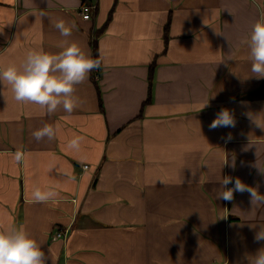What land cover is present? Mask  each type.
Segmentation results:
<instances>
[{
    "label": "crops",
    "instance_id": "1",
    "mask_svg": "<svg viewBox=\"0 0 264 264\" xmlns=\"http://www.w3.org/2000/svg\"><path fill=\"white\" fill-rule=\"evenodd\" d=\"M96 2L85 20L82 0H0V66L71 43L92 58V33L112 10L98 38L103 109L91 72L71 114L61 106L49 116L0 89V225H23L52 264H247L264 248L254 239L264 206L252 209L248 192L230 204L216 195L223 176L264 194V130L246 115H264V79L249 77L245 44L264 0ZM59 20L76 24L71 36ZM222 108L236 126L210 130ZM56 122L55 139L33 138ZM74 136L78 151L67 147ZM36 187L59 196L34 202Z\"/></svg>",
    "mask_w": 264,
    "mask_h": 264
},
{
    "label": "clouds",
    "instance_id": "2",
    "mask_svg": "<svg viewBox=\"0 0 264 264\" xmlns=\"http://www.w3.org/2000/svg\"><path fill=\"white\" fill-rule=\"evenodd\" d=\"M47 5L50 6V0H47ZM39 15L43 17L46 13L40 11ZM54 27L61 36L69 37L77 26L74 22L68 24L64 20H59ZM245 44L249 50L251 62L249 77L257 80L264 79V15L252 25L250 36ZM99 67L100 61L92 59L91 54L86 53L77 43H71L56 54L47 53L43 49L29 50L19 65L12 63L0 66V89H9L16 102L37 105L49 116L61 106L64 112L71 114L78 106L77 101L73 99L75 86L83 83L89 73ZM206 105L207 103L201 109ZM246 115L252 123L264 130V115L253 116L251 113ZM235 126L236 119L233 111L222 108L209 128L211 130ZM60 128L59 122L54 125L45 124L34 131L32 136L37 142L45 138L52 141ZM228 138H231V134ZM82 139V137L74 136L67 147L78 151ZM23 158L24 154L17 150L14 154L15 161L19 163ZM225 164H228L227 159ZM231 167L235 168L234 158ZM258 170L261 175H264V169L258 167ZM70 179L74 181L75 177L71 176ZM229 184L233 186L228 187ZM236 192L250 194L252 209L264 206V194L259 192V185L249 186L239 177L223 176L216 199L232 201ZM58 196L59 193L54 190H41L39 187L31 192L32 201L39 203L53 201ZM254 239L257 242L264 241V226H259ZM43 246L42 241L33 237L23 225H17L14 220L7 225H0V264H48L51 257L43 250ZM245 259L247 264H264V248L258 249L254 255L247 254Z\"/></svg>",
    "mask_w": 264,
    "mask_h": 264
},
{
    "label": "trees",
    "instance_id": "3",
    "mask_svg": "<svg viewBox=\"0 0 264 264\" xmlns=\"http://www.w3.org/2000/svg\"><path fill=\"white\" fill-rule=\"evenodd\" d=\"M108 19H107V21L100 27V28H96L95 30H94V32L92 33V38H91V40H90V43H91V45H92V59H98L99 61H100V67H101V65H102V59H101V56H100V51H99V44H98V38H99V36L102 34V32L104 31V29H105V27L107 26V24H108V22H109V20L111 19V17H112V10L109 12V14H108ZM99 67V68H100ZM154 67V64H151L150 65V69H149V71H150V74H149V92H148V96H147V98L145 99V101H144V103H143V107L148 103V102H150L152 99H151V91H152V85H151V83H152V78H153V74H154V71H153V68ZM99 68H97V69H94V70H92L91 71V73H92V76H93V78H94V83H95V86L97 87V89H98V93H99V99H100V101H101V89H100V87H99V84H98V77H97V75H98V73H97V71H98V69ZM99 76V75H98ZM101 108L103 109V103H102V101H101ZM231 203V201H229L228 202V204H230Z\"/></svg>",
    "mask_w": 264,
    "mask_h": 264
},
{
    "label": "built area",
    "instance_id": "4",
    "mask_svg": "<svg viewBox=\"0 0 264 264\" xmlns=\"http://www.w3.org/2000/svg\"><path fill=\"white\" fill-rule=\"evenodd\" d=\"M96 8H97L96 0H82V4L80 5V9H79L81 17H83L85 20L92 18L91 15ZM84 167L87 168L88 165L84 164ZM65 234L66 232L62 228H57L55 230V234L53 235V237L54 238L64 237Z\"/></svg>",
    "mask_w": 264,
    "mask_h": 264
}]
</instances>
